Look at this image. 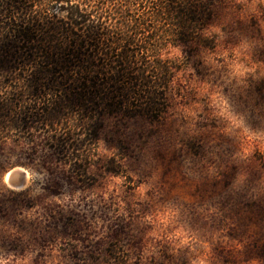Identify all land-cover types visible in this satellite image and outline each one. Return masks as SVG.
Segmentation results:
<instances>
[{
	"label": "rangeland",
	"instance_id": "1",
	"mask_svg": "<svg viewBox=\"0 0 264 264\" xmlns=\"http://www.w3.org/2000/svg\"><path fill=\"white\" fill-rule=\"evenodd\" d=\"M198 1L166 112L107 116L91 186L10 161L29 180L0 178V264H264V0Z\"/></svg>",
	"mask_w": 264,
	"mask_h": 264
},
{
	"label": "trees",
	"instance_id": "2",
	"mask_svg": "<svg viewBox=\"0 0 264 264\" xmlns=\"http://www.w3.org/2000/svg\"><path fill=\"white\" fill-rule=\"evenodd\" d=\"M200 8L198 0H0V178L14 159L46 173L49 192L62 181L91 186L107 116L166 112L179 59L165 51L203 36Z\"/></svg>",
	"mask_w": 264,
	"mask_h": 264
},
{
	"label": "water",
	"instance_id": "3",
	"mask_svg": "<svg viewBox=\"0 0 264 264\" xmlns=\"http://www.w3.org/2000/svg\"><path fill=\"white\" fill-rule=\"evenodd\" d=\"M20 168H11L6 173H8L7 177V185L15 190L23 189L28 183V172L22 167Z\"/></svg>",
	"mask_w": 264,
	"mask_h": 264
},
{
	"label": "bare ground",
	"instance_id": "4",
	"mask_svg": "<svg viewBox=\"0 0 264 264\" xmlns=\"http://www.w3.org/2000/svg\"><path fill=\"white\" fill-rule=\"evenodd\" d=\"M15 168H20V167L16 166ZM8 173H6V175H5V179H6L5 181H7Z\"/></svg>",
	"mask_w": 264,
	"mask_h": 264
}]
</instances>
